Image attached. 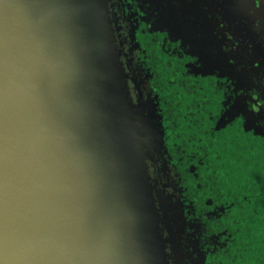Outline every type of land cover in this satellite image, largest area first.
<instances>
[{
    "label": "water",
    "instance_id": "water-1",
    "mask_svg": "<svg viewBox=\"0 0 264 264\" xmlns=\"http://www.w3.org/2000/svg\"><path fill=\"white\" fill-rule=\"evenodd\" d=\"M126 78L107 0H0V264H204Z\"/></svg>",
    "mask_w": 264,
    "mask_h": 264
},
{
    "label": "flooded vegetation",
    "instance_id": "flooded-vegetation-1",
    "mask_svg": "<svg viewBox=\"0 0 264 264\" xmlns=\"http://www.w3.org/2000/svg\"><path fill=\"white\" fill-rule=\"evenodd\" d=\"M107 1L128 87L133 99L139 91L146 115L164 128L167 119L175 123L180 115L173 106L167 108L160 87L181 82L190 92L188 109L203 106V116L190 113L192 120L203 121L190 134V146L201 143L208 157L211 148L234 137L238 161L242 154L264 156V0ZM197 89L204 91L201 106L194 104L199 99H191ZM178 155L174 150L167 153L168 172L163 177L160 172L155 180L160 187L173 180L178 184L174 195L184 197L188 243L203 256L219 240L215 235L201 239L200 225L228 206L201 211L190 195L187 200L176 171L181 169ZM194 159L189 157L188 163ZM159 166L150 165L156 173Z\"/></svg>",
    "mask_w": 264,
    "mask_h": 264
},
{
    "label": "trees",
    "instance_id": "trees-1",
    "mask_svg": "<svg viewBox=\"0 0 264 264\" xmlns=\"http://www.w3.org/2000/svg\"><path fill=\"white\" fill-rule=\"evenodd\" d=\"M160 91L167 100V108L173 106L180 115L175 123L167 119L166 128L162 129L167 153L174 150V155L179 152L181 158V169L176 171L180 174L182 193L187 200L190 195L201 211L228 206L223 213L204 218L200 225L201 239L215 235L219 240L205 252L204 264H264V156L242 154L238 161L235 139L231 137L221 141L217 148H211L206 157L201 143L190 146V134L203 122L201 118L190 117V113L197 111L200 113L195 117L203 116V89L191 95V99H199L194 104H199L200 110L188 109L190 92L181 82L173 86L166 83ZM171 100L176 101L172 104ZM191 156L195 159L189 164Z\"/></svg>",
    "mask_w": 264,
    "mask_h": 264
},
{
    "label": "rangeland",
    "instance_id": "rangeland-1",
    "mask_svg": "<svg viewBox=\"0 0 264 264\" xmlns=\"http://www.w3.org/2000/svg\"><path fill=\"white\" fill-rule=\"evenodd\" d=\"M159 174H160V173H156V172H154L153 169L150 168V175H151L152 178H157V176H158ZM191 226H192V225H191ZM191 239H192V238H191ZM191 249H192V247H191Z\"/></svg>",
    "mask_w": 264,
    "mask_h": 264
}]
</instances>
